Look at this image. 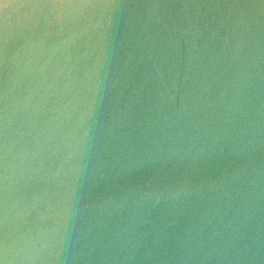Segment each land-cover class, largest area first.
<instances>
[{
  "label": "water",
  "instance_id": "water-1",
  "mask_svg": "<svg viewBox=\"0 0 264 264\" xmlns=\"http://www.w3.org/2000/svg\"><path fill=\"white\" fill-rule=\"evenodd\" d=\"M0 264H264V0H0Z\"/></svg>",
  "mask_w": 264,
  "mask_h": 264
}]
</instances>
